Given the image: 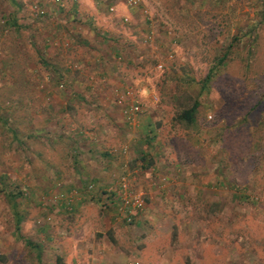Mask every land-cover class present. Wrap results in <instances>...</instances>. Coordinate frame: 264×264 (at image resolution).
Returning <instances> with one entry per match:
<instances>
[{
	"label": "rangeland",
	"instance_id": "rangeland-1",
	"mask_svg": "<svg viewBox=\"0 0 264 264\" xmlns=\"http://www.w3.org/2000/svg\"><path fill=\"white\" fill-rule=\"evenodd\" d=\"M135 1L0 0V264H264V0Z\"/></svg>",
	"mask_w": 264,
	"mask_h": 264
},
{
	"label": "trees",
	"instance_id": "trees-1",
	"mask_svg": "<svg viewBox=\"0 0 264 264\" xmlns=\"http://www.w3.org/2000/svg\"><path fill=\"white\" fill-rule=\"evenodd\" d=\"M225 57H226V54H223L221 57H219L217 59V65H214L213 67H211L208 70L207 75L203 79V84H207L208 82H210V80L214 77V75L216 73V69H217L218 65H222L224 63ZM198 106H199V102L197 100H194L188 108L183 109L181 112L178 113V115L176 117L177 120L180 123H184V125L186 127H190V126L194 125L197 122L196 116H197ZM18 223H19V220L17 219V223L15 225V231L19 234L20 227H19ZM25 241H26L25 244L27 246L32 247V248L34 247L36 249L38 248L37 245L31 244L30 241H27V240H25Z\"/></svg>",
	"mask_w": 264,
	"mask_h": 264
},
{
	"label": "built area",
	"instance_id": "built-area-1",
	"mask_svg": "<svg viewBox=\"0 0 264 264\" xmlns=\"http://www.w3.org/2000/svg\"><path fill=\"white\" fill-rule=\"evenodd\" d=\"M129 2L131 3V4H133V5H135L136 4V1L135 0H129ZM130 110L131 111H133V112H137L138 111V107L137 106H131L130 107ZM141 207H142V203H141V201L138 199V198H135L134 197V199H133V203H132V205H131V209L132 210H139V209H141ZM128 213V212H127ZM130 215H132V214H130L129 213V216ZM128 221H130V218H128Z\"/></svg>",
	"mask_w": 264,
	"mask_h": 264
}]
</instances>
